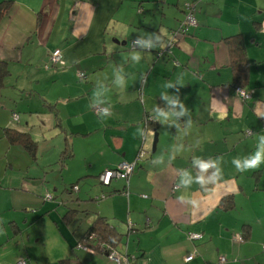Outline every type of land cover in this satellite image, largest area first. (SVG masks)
<instances>
[{
    "label": "crops",
    "instance_id": "1",
    "mask_svg": "<svg viewBox=\"0 0 264 264\" xmlns=\"http://www.w3.org/2000/svg\"><path fill=\"white\" fill-rule=\"evenodd\" d=\"M12 1L0 21L8 72L0 89V264H115L75 247L98 217L122 236L117 251L133 255L132 264H264V165L239 173L232 164L254 152V134L264 132V0ZM187 8L196 27L183 25L171 56L155 58L164 48L131 61L132 40L159 32L166 42ZM234 36L247 63L240 81L226 43ZM55 50L65 61L59 71L48 57ZM120 65L124 88L114 83ZM77 73L86 78L78 81ZM181 77L180 99L194 122L189 135L178 141L174 126L155 121L127 185L101 186L105 169L135 160L144 115L167 108L164 85ZM236 82L250 99L235 95ZM94 89L107 91V103L93 107L110 105V116L93 112ZM6 128L31 134L35 159L7 143ZM66 142L72 154L62 158ZM178 143L185 150L169 164ZM157 155L163 163L152 162ZM194 156L219 158L221 175L177 191L178 170L191 169ZM44 193L53 194L51 202L41 200ZM188 233L201 238L190 241Z\"/></svg>",
    "mask_w": 264,
    "mask_h": 264
},
{
    "label": "clouds",
    "instance_id": "2",
    "mask_svg": "<svg viewBox=\"0 0 264 264\" xmlns=\"http://www.w3.org/2000/svg\"><path fill=\"white\" fill-rule=\"evenodd\" d=\"M132 52L130 53V59L133 63L138 64L143 58V53H152V50L164 49L166 42L162 35L158 32L152 33H141L131 42ZM49 57V56H48ZM124 68L122 65L118 67V70L114 73V83L118 88H124L126 84L125 76L122 74ZM184 86L182 77L178 78L175 83L168 82L164 85L166 91L162 92L160 97L162 100L167 102V108H160L155 106L152 112L154 115L151 116L153 121L159 122L161 125L174 126L177 129L178 141H182L184 137L188 136L193 128V119L191 110L186 107L184 102L180 99V87ZM169 89H175L174 93H170ZM243 90V89H242ZM107 91L99 93L94 89L93 100L91 107L97 103H107L106 100ZM103 96V99H99ZM111 115V106L104 107L102 112L98 116L101 118ZM181 123V118H185ZM142 135V133H141ZM257 143L255 151L245 155L243 157H235L232 160V164L239 173L248 171L258 170L264 165V132L255 133ZM185 150L183 143H178L172 147V152L169 155V164L175 159L176 155L182 153ZM153 163H163V157L157 155L152 159ZM191 169L196 170V174L193 175ZM191 169H179L180 179L175 185V189H188L193 184H199L201 186L215 183L221 175V168L219 158H208L194 156L192 158ZM98 181V180H97ZM77 187V186H76ZM78 188V187H77ZM73 189V188H72ZM201 236V235H200Z\"/></svg>",
    "mask_w": 264,
    "mask_h": 264
},
{
    "label": "trees",
    "instance_id": "3",
    "mask_svg": "<svg viewBox=\"0 0 264 264\" xmlns=\"http://www.w3.org/2000/svg\"><path fill=\"white\" fill-rule=\"evenodd\" d=\"M74 1H76V0H74ZM12 2H13L12 0H0V21L7 14ZM190 8L191 7H189V9ZM188 13H189L188 8H187V10L186 9L183 10V18L180 21V25H179L178 29L170 31V33H169L170 37L168 36L165 49L164 50H157V52L153 53L156 59H159L158 57H162V56H171L173 48H177V43L179 42V40H177V41L173 40L172 41V38H173V35L179 29H184L183 25H185V24L182 22L185 21L186 15ZM185 35H186V33H185ZM226 43L228 44L229 52L231 54L232 69L234 71L236 79L240 81V79H241L240 77H242L245 74L246 67H247V63L245 60V54H244L241 46L238 44V37L237 36L226 39ZM168 46H169V48H167ZM129 48H130V44H129ZM166 48H167V50H166ZM7 73L8 72H7L6 64L3 62H0V89L2 88V86L4 84V79L6 78ZM84 75H85V73H84ZM85 78H86V75H85ZM77 80H78V78H77ZM78 81H82V80H78ZM235 88L241 89V87H239L238 82H236V85H234V89ZM12 120H13V117H12ZM55 120H56L55 127L59 128V129L62 128L60 123H59V121H60L59 118L56 117ZM13 121H15V120H13ZM142 124H143L144 129H143V132H142V135L140 138V142L144 137H145V141L143 144L141 142V145L138 148L136 157L139 153V150H141L142 148L144 149L145 154H147V151L145 149L146 134H147V131L149 129H152V127L155 124V121H153L151 119V116L145 114L143 117V120H142ZM3 134H4V137H5V139L9 145L19 146L21 149H23L25 152H27V154L32 159H35L36 152H37V144L32 139L31 134L29 132L24 133V132H20L18 130L12 129V128H6L5 130H3ZM71 154H72L71 144L66 142L64 151L61 153V157L62 158H68V157H71ZM135 160H136V158H135ZM134 161H132L131 163H133ZM139 162H141V161L136 162L132 173L136 169L137 165H139ZM115 167H113L111 169H114ZM123 181L126 184V182L128 180L127 181L123 180ZM110 184H109V186H103V187H110ZM74 186H77V185H73L71 187V189ZM113 194H114V192H109L107 194H100L95 199H97V200L100 199L101 195H104V197L107 198L108 196L113 195ZM98 201H101V200H98ZM122 242H123L122 236L119 233H117L115 230H113L103 218L98 217L93 222V224L89 227L84 238L80 239L79 242H77L75 247L77 249L79 246L86 247L88 249H91V251L93 252V254H89V255H102L108 259V255H110V253L112 251H117V248L122 244ZM121 256H124V255H121ZM66 262L67 261H62L61 264H66Z\"/></svg>",
    "mask_w": 264,
    "mask_h": 264
},
{
    "label": "built area",
    "instance_id": "4",
    "mask_svg": "<svg viewBox=\"0 0 264 264\" xmlns=\"http://www.w3.org/2000/svg\"><path fill=\"white\" fill-rule=\"evenodd\" d=\"M184 24L189 25L190 27H196V21L194 20V18L191 16V13H188L186 15ZM185 35V30L184 29H179L172 38V41H177L180 40L182 37H184ZM169 48V46L167 47ZM166 48V50H167ZM130 49L132 50V44L130 43ZM49 61L51 63L52 66H60V67H64L65 66V61L62 57V53L59 50H55L52 51L49 54ZM77 78L78 80H83L85 79V75L84 73H77ZM234 93L236 96H238L239 98H241L242 100H248L250 99V93L246 92L240 88H235L234 89ZM93 112L96 115H99V113L102 112L103 108L95 106L92 108ZM13 120L17 121L18 117L17 115H13ZM246 136H251L252 132H246L245 133ZM142 144L144 143V138L141 140ZM145 152L144 149L142 148L141 150H139V153L136 157V160L133 163H126V162H122L119 163L114 169H105L99 176H98V183L101 186H109V184L111 183V181L113 180H128L129 175L132 173L133 168L136 164V162L142 160L145 157ZM73 191H77L78 188L76 186L73 187L72 189ZM46 200L50 201L52 200V197L50 195H47V197L45 198ZM105 199L104 195L100 196V199L98 200H103ZM201 236L198 234H188V240L190 241H194L197 239H200ZM241 237H238V240H241ZM79 250L86 252L88 254H93V252L91 251V249H88L86 247L83 246H79L78 247ZM108 258L113 261L115 264H130V259L126 256H120L119 253L117 251H112L110 253V255H108ZM193 259V255L188 256L185 259V262H189ZM221 262L224 261V259H220ZM17 264H24V261H19Z\"/></svg>",
    "mask_w": 264,
    "mask_h": 264
},
{
    "label": "rangeland",
    "instance_id": "5",
    "mask_svg": "<svg viewBox=\"0 0 264 264\" xmlns=\"http://www.w3.org/2000/svg\"><path fill=\"white\" fill-rule=\"evenodd\" d=\"M168 36L170 37V34L168 33ZM56 69H54V70H57V71H59V70H61V69H63V67H60V66H54ZM18 117V116H17ZM77 161L78 162H80V158L78 159L77 158ZM140 161H142V160H140ZM3 167V166H2ZM123 181V180H122ZM97 185V184H96ZM175 189V188H174ZM47 195H50L52 198H53V194L52 193H49V194H47V193H44L43 194V196L41 197V200L42 201H44L45 203H47V202H51V200L50 201H48V200H46L45 198L47 197ZM19 197V196H18ZM30 201L29 202H27V203H32L33 201H32V199H29ZM36 200V199H35ZM16 203V202H15ZM97 203V202H96ZM21 209V208H20ZM188 234H194V233H188ZM188 234H187V239H188ZM26 240V239H25ZM123 243V242H122ZM261 248H262V252H264V244H262L261 245ZM125 255H127L126 257H130L131 259H133L132 258V256L133 255H129V254H127V253H124ZM89 255V254H88ZM124 255V256H125ZM191 255H193V257H194V253H192ZM132 261V260H131ZM133 263V261L132 262H130V264H132Z\"/></svg>",
    "mask_w": 264,
    "mask_h": 264
},
{
    "label": "water",
    "instance_id": "6",
    "mask_svg": "<svg viewBox=\"0 0 264 264\" xmlns=\"http://www.w3.org/2000/svg\"><path fill=\"white\" fill-rule=\"evenodd\" d=\"M115 44H119L118 41L114 42ZM122 45H125V43H121ZM144 141H145V137H144ZM156 142H157V134L155 133L153 136V142H152V152L155 151V147H156Z\"/></svg>",
    "mask_w": 264,
    "mask_h": 264
}]
</instances>
